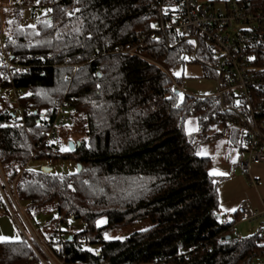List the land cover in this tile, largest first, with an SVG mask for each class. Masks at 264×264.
Returning <instances> with one entry per match:
<instances>
[{
    "label": "trees",
    "instance_id": "16d2710c",
    "mask_svg": "<svg viewBox=\"0 0 264 264\" xmlns=\"http://www.w3.org/2000/svg\"><path fill=\"white\" fill-rule=\"evenodd\" d=\"M242 1L264 12V0ZM46 2L47 13L33 28L21 26L22 10L3 12L13 54L40 55L46 62L35 61L37 67L17 82L36 110L28 132L9 123L8 103L0 98V165L8 182L16 181L30 217H50L48 242L59 225L71 227L65 247L70 264H254L264 258L262 229L239 239L231 231L237 218H223L222 179L211 175L212 161L201 153L239 117L223 112L214 95L177 94L184 90L175 73L180 67L199 64L205 78L215 84L217 77L212 46L200 40L196 50L162 31L177 20L178 0ZM251 35L254 76L264 81V26ZM56 97H66L70 120L85 123L86 138L63 154L40 147L31 160V136L42 139L36 124L51 115ZM251 98L264 121V87L253 89ZM189 117L199 122L197 132L186 131ZM215 125L223 133L214 135ZM61 161L75 170L43 171ZM145 222L147 229L133 232ZM122 229L129 235L106 238ZM0 264L38 261L21 238L0 243Z\"/></svg>",
    "mask_w": 264,
    "mask_h": 264
},
{
    "label": "built area",
    "instance_id": "2783aa9c",
    "mask_svg": "<svg viewBox=\"0 0 264 264\" xmlns=\"http://www.w3.org/2000/svg\"><path fill=\"white\" fill-rule=\"evenodd\" d=\"M46 0H12L8 6L0 7V98L8 103L9 123L28 132L30 120L35 114L34 103L27 100V93L18 87V80L37 67L34 63L46 59L40 55L15 56L11 49V38L5 31L2 13L6 10L20 9L29 13L34 24L48 10ZM245 2L232 1L223 10L211 7L202 0H178L177 20L167 22L161 29L172 32L192 42L195 49L202 40L212 46L216 53L217 64L214 71V96L221 100L223 112L233 113L239 117L234 125L240 132V152L237 166L242 175L248 176L253 165L264 164V121L257 118L258 112L252 106L251 91L264 87V81L254 76L255 40L251 35L253 29L264 26V12L251 11ZM12 4V5H11ZM134 53V49L128 51ZM63 67V66H62ZM74 69L79 68L73 65ZM178 88V87H177ZM183 95L187 94L178 88ZM191 96V95H190ZM200 98L201 96H192ZM227 98V99H226ZM239 102V103H238ZM70 105L65 98L55 100L51 115L41 117L36 127L42 132V139L31 136L35 156L40 147L50 148L53 154H63L58 144L59 132L70 120ZM43 116V115H42ZM36 140L38 141L36 143ZM59 172L67 168L66 162L57 163ZM0 173L3 175L0 168ZM253 186L258 181L251 179ZM10 187L0 180V212H8L17 225L21 238L33 252L39 264H70L67 262L65 247L72 230L69 226L59 225L58 235L48 242L41 235L46 222L42 217L30 218L24 205L20 202L16 184ZM6 191L12 202H8ZM237 223H248L261 220L264 222V204L260 209H253L243 202L236 208ZM234 227L231 228V231ZM240 239L239 235H237Z\"/></svg>",
    "mask_w": 264,
    "mask_h": 264
},
{
    "label": "crops",
    "instance_id": "0c3cea01",
    "mask_svg": "<svg viewBox=\"0 0 264 264\" xmlns=\"http://www.w3.org/2000/svg\"><path fill=\"white\" fill-rule=\"evenodd\" d=\"M202 1L207 2V0ZM222 2L223 6L218 7V10L226 8L231 1L223 0ZM175 73L183 78L182 86L187 94L202 97L214 94V81L204 77L205 74L201 65L189 64L178 68ZM190 79L194 81H190ZM237 130L234 127L225 128L224 135L204 144L201 148L202 155L209 157L212 161L211 175L222 179L219 186L220 209L223 218L227 217L230 220L237 218L236 208L243 202L249 203L253 209H260L264 204V164L253 165L248 176L242 175L237 166L240 152V132ZM218 140L220 141L218 142ZM251 179L257 180L258 185L253 186ZM1 213L6 214L5 212Z\"/></svg>",
    "mask_w": 264,
    "mask_h": 264
},
{
    "label": "rangeland",
    "instance_id": "374dc122",
    "mask_svg": "<svg viewBox=\"0 0 264 264\" xmlns=\"http://www.w3.org/2000/svg\"><path fill=\"white\" fill-rule=\"evenodd\" d=\"M11 1L12 0H0V7L8 6ZM222 1L223 0H207V2L210 3V6L211 7L216 6L215 7L216 9L218 7L223 6L222 5V3H223ZM226 1H229V2L231 1L232 2V1H240V0H226ZM9 10H11V9H9ZM18 10H20V9H18ZM45 13H47V12L45 11L44 14ZM2 15H3V13H2ZM3 19H4V17H3ZM32 23L33 22L30 19L29 13L23 12V16H22V19H21V26L25 27V28H33V27L36 26V22L34 24H32ZM200 43L201 42H199V45H201ZM190 81H194V80L190 79ZM215 90H216V88H215ZM59 98L56 97V99H54V102H55V100H58ZM0 104H2V101L0 102ZM85 126H86L85 123H82L80 120H77V121H75V119L74 120L73 119L69 120L63 126L61 131L59 132L60 148L68 149V143L70 141L76 143L78 141H81L82 139H85L86 138V127ZM198 129H199V122L197 121V119L194 118V117H189L187 119V121H186V131L188 133H193V132H197ZM223 131L224 130L220 127V125H215L214 129H213V134L216 135L218 133H223ZM200 140L203 141V138H200ZM220 140H218V142ZM64 152H67V151H64ZM34 157H36V156L32 155L31 160L34 159ZM46 164H48V163H41L40 165L44 166ZM34 165L37 166L38 164L37 163H34L33 165L32 164L31 165L28 164V166H30V167L34 166ZM0 168H1V165H0ZM52 169H53L54 173H58L59 172V166H57V164H54ZM1 170H2V168H1ZM74 170H75V165L67 164V168L65 170V173L69 174V173H72ZM2 173H3V175L0 173V180L2 182H6L7 183V185L10 187V189L7 190L9 192L13 188L12 185L14 183L16 184V181H14L11 184L10 182H8L7 178L5 177L3 170H2ZM7 191H6V196H7L8 202H12L10 194H8ZM20 202L23 204V202L21 200H20ZM23 207L25 208V210L27 212L26 207L25 206H23ZM39 217H42L45 220V222H46L43 230L41 231V235L44 237L45 240H47V238L45 236L47 234V232H48L46 225H48L50 217L47 216V215L46 216L43 215V216H39ZM104 222H105V220L102 219L100 221V224H103ZM70 224L75 229L76 228L79 229V225L76 222H71ZM262 225H263V221L256 220V221H251V222L244 223V224L235 223L234 229H235V232L237 233V235H239L240 238H247V237H249L251 235H254V234L258 233V230L261 231V229H262V233L264 235V226H262ZM149 226H150V223L149 222H145V223L140 224L139 226H137L134 229L133 232L147 229ZM119 232H121V233H119ZM128 232H130V229H122V231L121 230H114L113 232L110 233V235L107 236V239H109V236L110 237H121V238H124V237L129 235ZM20 238H21L20 232H19V230L17 228L16 223L11 218L10 213L6 212V214H3V213L0 212V242L16 241V240H19ZM38 264H39V261H38ZM254 264H264V258L256 260L254 262Z\"/></svg>",
    "mask_w": 264,
    "mask_h": 264
},
{
    "label": "water",
    "instance_id": "95a60500",
    "mask_svg": "<svg viewBox=\"0 0 264 264\" xmlns=\"http://www.w3.org/2000/svg\"><path fill=\"white\" fill-rule=\"evenodd\" d=\"M178 93H179V91H177V94ZM78 146H80V142L79 141L76 142V143L70 141L68 143V148H69L70 151H74L75 147H78ZM43 171H45L47 173H51L53 171V169H52V167L45 166V167H43Z\"/></svg>",
    "mask_w": 264,
    "mask_h": 264
},
{
    "label": "snow or ice",
    "instance_id": "6c2138e0",
    "mask_svg": "<svg viewBox=\"0 0 264 264\" xmlns=\"http://www.w3.org/2000/svg\"><path fill=\"white\" fill-rule=\"evenodd\" d=\"M37 2H39V0H37ZM49 11H51V10H49ZM77 11H78V9H77ZM71 14H74V13H71ZM70 14V15H71ZM9 23H11V21H9ZM153 27H155V25H153ZM177 75H178V73H177ZM239 103V102H238ZM62 151H67L68 149H61ZM222 174V173H221ZM233 211H234V209H233ZM107 238V237H106ZM262 246H264V245H262Z\"/></svg>",
    "mask_w": 264,
    "mask_h": 264
}]
</instances>
